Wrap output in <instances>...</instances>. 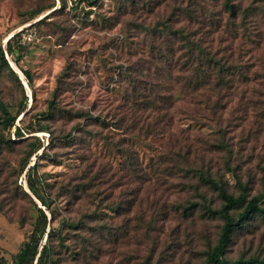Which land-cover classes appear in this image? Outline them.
Segmentation results:
<instances>
[{"label": "rangeland", "instance_id": "1", "mask_svg": "<svg viewBox=\"0 0 264 264\" xmlns=\"http://www.w3.org/2000/svg\"><path fill=\"white\" fill-rule=\"evenodd\" d=\"M221 2L0 0V46L6 51L10 40L15 52L5 55L7 61L23 79V71L33 78V88L22 86V92L18 82L0 68V118L2 109L16 116L26 104V115L20 114L10 130L0 128V264H13L37 218L20 191L31 195L27 174L53 187L57 219L48 241L52 255L47 264L205 263L223 226V220L209 215L207 209L216 211L221 203L216 193L196 177L177 172V167L185 171V162L202 169L236 196L244 188L247 200L261 194L264 88L250 87L254 93L250 98L235 96L219 112L205 105L201 111L185 112L189 105L178 103L173 120L178 140L173 134L125 136L112 126L87 127L83 118L51 121L43 114L54 100L57 112H84L110 124V105L125 95L126 72L153 66L157 61L152 56L174 48L172 41L165 43L172 28L191 32L189 18L202 6ZM242 5V10L249 9L245 22L264 23L260 10L264 0H245ZM19 50L22 54L16 61ZM43 126L53 132L52 138ZM15 127H20L22 138L14 135ZM83 130L91 131L93 138L79 134ZM61 133L65 140L59 139ZM119 142L135 151L140 178L134 182L124 176ZM32 144L42 148L34 152ZM83 170L94 179L90 197L69 206L61 194L81 182ZM43 211L49 220L50 214ZM239 212H231L232 217ZM92 214L101 220L91 221ZM66 219L100 229L105 240L96 243L92 233L66 227ZM49 231L47 224L39 249ZM248 259L264 261V218L259 214L233 233L224 255L229 262Z\"/></svg>", "mask_w": 264, "mask_h": 264}, {"label": "trees", "instance_id": "2", "mask_svg": "<svg viewBox=\"0 0 264 264\" xmlns=\"http://www.w3.org/2000/svg\"><path fill=\"white\" fill-rule=\"evenodd\" d=\"M221 1L218 6L216 4L202 6L195 17L189 18L188 24L193 27L191 32L186 33L183 29L172 28L170 40L167 38L165 43L172 41L174 48H169L166 52L159 50L158 56L151 58L157 61L154 62L153 66L146 69L136 67L135 71L126 72L129 73V77L125 80V95L121 100L110 105V109L113 111V115L109 117L111 118L110 124H107L100 117H91L84 112H57L54 100L49 102V112L43 114V118L51 121L66 119L68 122L83 118L86 119L85 123H89L86 124L87 127L105 128L106 126L107 128L112 126L125 136L153 137L155 135L173 134L175 137V135L179 136L175 132L173 133L174 129H177L173 120L178 103L184 102L189 105L188 107L185 106V112L201 111L202 105L214 112H219L224 111L235 96H240L243 100L247 97L250 98L254 94L250 92V87L253 89L256 86L264 88V32L261 31L264 23L259 24L256 20L254 21L255 24L254 22H245L249 11L248 8L242 10V4L245 0ZM260 10L263 14L262 20H264V9L260 8ZM241 16L244 19L240 22L238 20ZM14 52L15 49L10 44V40L7 41L6 51L0 46V68L2 71L6 70L18 82L23 92V85L20 84L19 77L11 69L5 57V55L12 56ZM18 52L19 55L14 58L16 61L19 60L22 50ZM22 73L28 86L33 88V78L30 73L26 71ZM65 73H67L66 70L63 74ZM58 88L60 90V81ZM58 88L56 89L58 90ZM57 90L54 91L53 98H55ZM190 107L192 109H189ZM25 110L26 104L22 105L16 116H12L8 111L2 109L1 130H10L20 114L26 115ZM42 129L48 130L45 126ZM49 133L50 138H52L53 132L49 131ZM79 134H84L85 138L89 140L93 138L92 132L89 130H83ZM178 134L182 135L183 133L178 132ZM14 135L17 138L23 137L20 127H15ZM66 138L64 133L59 136L60 140ZM33 139L36 143L37 138ZM24 140L26 139H19L18 141L23 142ZM7 143L11 144V142ZM51 145L52 140L48 146ZM30 147L34 148L33 151L42 148L41 145L35 144L30 145ZM116 147L123 153L124 176L134 182V178L139 177L135 151L131 146H125L122 142H119V146ZM179 149L181 150V148ZM45 150L46 147L43 148V153ZM184 164L186 170L183 171L177 167L179 169L177 172L182 171L189 178L196 177L216 193L221 203L220 208L216 211L207 209L209 215L220 217L223 220V226L218 242L208 253L204 264H264V261L258 259L236 260L234 262L224 260L233 233L256 214L264 218V208L261 207V203L264 201V191L247 200L244 188L237 196L233 195L228 192L222 182L215 180L210 174L202 169L191 168L185 162ZM86 173L87 171L83 170L81 182L68 192L66 190L64 194H61L69 206L74 201H82V198L90 197L89 192L93 187L94 179L87 176ZM26 177L30 194L38 200L43 209L36 205L31 195L20 189L22 197L28 200L30 204V210L36 211L37 218L26 243L13 257V264H31L34 261L36 264H47L52 255L48 241L53 230L52 224L57 219V215L52 209L55 203L51 197L53 187H49L48 184H44L39 179L31 178L29 174ZM238 209L240 212L236 218L232 217L231 212ZM43 210H47L50 214L49 220ZM90 220L97 223L101 219L97 214H92ZM63 223L66 227L79 229L84 234L92 233L96 243H102L105 240L100 229L85 228L83 223L73 224L68 219L63 220ZM47 224L50 231L46 235V242L39 249V241ZM102 225L105 226V223ZM95 232L97 233L96 236L94 235ZM86 245L88 246V244Z\"/></svg>", "mask_w": 264, "mask_h": 264}, {"label": "water", "instance_id": "3", "mask_svg": "<svg viewBox=\"0 0 264 264\" xmlns=\"http://www.w3.org/2000/svg\"><path fill=\"white\" fill-rule=\"evenodd\" d=\"M6 43V42H5ZM6 57H7V55H6ZM7 59V58H6ZM9 63V65H10V67H11V69L14 71V73L19 77V80L21 81V84L23 85V87L26 89V87H25V84L23 83V80L21 79V77L19 76V74L15 71V69L11 66V62H8ZM26 83V82H25ZM26 85H27V83H26ZM28 86V85H27ZM27 90V89H26ZM41 208V207H40ZM41 209H43V208H41Z\"/></svg>", "mask_w": 264, "mask_h": 264}, {"label": "bare ground", "instance_id": "4", "mask_svg": "<svg viewBox=\"0 0 264 264\" xmlns=\"http://www.w3.org/2000/svg\"><path fill=\"white\" fill-rule=\"evenodd\" d=\"M11 66L14 68V66L12 65V63H11ZM15 71L19 74V76L23 80V83L25 84L26 89H28V86L26 85L25 80L23 79L22 74L20 73V71L17 68H15Z\"/></svg>", "mask_w": 264, "mask_h": 264}]
</instances>
